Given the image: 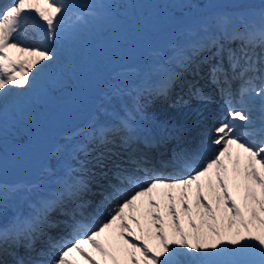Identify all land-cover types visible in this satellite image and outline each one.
I'll use <instances>...</instances> for the list:
<instances>
[{
	"label": "snow or ice",
	"instance_id": "1",
	"mask_svg": "<svg viewBox=\"0 0 264 264\" xmlns=\"http://www.w3.org/2000/svg\"><path fill=\"white\" fill-rule=\"evenodd\" d=\"M108 5L0 3V128L57 67L68 34L101 22ZM258 15L257 22L239 24L219 15L194 38L156 54L154 92L167 93L176 67L208 64L227 113L194 148L173 152L164 165L169 175L159 174L140 149L145 138L135 114L89 120L54 150L57 187L28 213L0 220V264H264V7ZM29 30L39 43L28 42ZM115 79L119 92L122 82ZM117 136L123 157H95L107 182L101 185L107 207L88 215L89 145L106 146ZM4 191L0 183V208Z\"/></svg>",
	"mask_w": 264,
	"mask_h": 264
},
{
	"label": "rangeland",
	"instance_id": "2",
	"mask_svg": "<svg viewBox=\"0 0 264 264\" xmlns=\"http://www.w3.org/2000/svg\"><path fill=\"white\" fill-rule=\"evenodd\" d=\"M177 2L106 0L109 9L105 11L109 13L101 22L83 27L84 39L78 42V49L71 53V59L63 65L69 72L65 86L71 87L72 93L63 94L60 89H49L44 84L46 93L38 94L34 102L36 107L26 116H17L18 124H26L28 128L23 135L12 136V142L0 149V179L5 189H12L11 193L16 196L22 195L25 188L40 189L35 179L45 171H51L48 163L54 156L58 142L89 120L99 119L95 114H102L100 110H103L111 82L117 73L137 74L142 71L140 73L145 76L143 85L137 78L136 89L140 85L141 89L151 88L154 79L151 80L147 74L150 56L158 52L167 53L174 46L173 43H178L181 35L195 37L203 25H211L214 18L222 14L230 16L236 24L241 19L256 22L259 11L264 7V0H192L190 4L181 5ZM113 8L118 11L110 12ZM81 28L72 32V35H76ZM90 28L93 29L91 32ZM37 40L40 42L38 37ZM131 42H134V46H131ZM149 94L146 92L142 97L143 108L148 111ZM186 99L188 101L185 103L173 106L193 104L194 99ZM27 103L26 98L22 106ZM157 105L158 116L152 117H158L161 121L159 116L164 106ZM3 127L7 132L10 131L5 124ZM8 137L6 135L3 138ZM15 143L20 147L16 148ZM97 149H91L89 158L96 154L93 153ZM89 161L92 163L91 159ZM85 168L90 170L87 164ZM3 209L2 205L0 211Z\"/></svg>",
	"mask_w": 264,
	"mask_h": 264
},
{
	"label": "bare ground",
	"instance_id": "3",
	"mask_svg": "<svg viewBox=\"0 0 264 264\" xmlns=\"http://www.w3.org/2000/svg\"><path fill=\"white\" fill-rule=\"evenodd\" d=\"M4 1L7 2L10 0H0V3H3ZM158 1H163V0H158ZM177 1H178L177 4L179 5H181L182 3L190 4V2H192V0H177ZM117 11H118L117 8H113L111 9L110 12L116 13ZM258 20L259 18L256 20V22ZM68 23L71 25L72 21H68ZM83 29L84 28L82 27L80 30H78L76 32V35H72V32H70L68 34V38L64 41L62 45L59 46V50L61 49V51H59V55H60L59 64L50 74H48L43 79L42 83L35 90L31 91L27 95L26 98L28 100V103H27L28 105L24 107L21 106L12 112H11V109L8 111V113L6 114L3 120L2 128H0V133H1L0 135L2 137L6 135H12L15 137L18 135H23V133L27 130L28 126L26 124H18L19 117L17 116H21L20 113H22L23 115H26L27 113H29V111H31L34 108V101L37 99L38 94H42V95L45 94L47 87L49 89H55V90L60 89L61 93L67 94V95L72 92L71 87L65 86L67 79H68V71L64 69L63 65L64 63H67L71 59V55H72L71 53L78 49L79 47L78 42H81L82 39H84V37L82 36ZM89 30L91 32L93 29L90 28ZM27 38H28V42L30 43H39L37 41V36H35L31 32V30H29V32L27 33ZM189 38H194V37L187 36V35H181L179 37L178 43H182L186 39H189ZM232 46L235 47L236 45L233 44ZM205 55H208V53L206 52L201 53L200 56L196 57L197 62L200 61L202 57ZM157 62L158 61L156 59V55L150 56L148 59L149 71L147 72V74L151 80L154 79L153 85L159 79V75L155 70V64ZM159 62L162 63V61H159ZM215 62H216L215 60L212 61V63H215ZM202 66L204 67L202 68ZM175 72L177 73V79L172 84V86L169 88L166 94H158L153 91L154 92L152 96L153 98L149 101L150 106H148L149 111L151 113H149L148 110H146L140 105V101L134 99L135 92L133 91H134L135 84L137 82V78L140 79L141 83H143L144 78H145L144 74L142 73L140 74V72L139 74L141 76L135 75L133 73H128V72L117 73L111 82L112 85L108 92V97L105 98V101L103 104V110H100V112L102 113L101 120L105 122H111L112 117L116 114H121L125 112H127L130 115L135 114L141 130L142 129L146 130L144 133H142V135L144 137L146 135H149L152 137L153 135L157 139L155 140L156 148L154 149L151 148L150 151H148L144 147L143 142L140 144V148L143 152H148L147 153L148 156L153 158V162L156 163L160 171H163V172L164 170H167V169H163L162 167L166 164L167 160L171 159L170 156H168V158L165 156L170 154L173 148H178V147L182 148L184 146V138L179 135L181 134L180 132H182L183 130H190V132H188L187 134L192 133L194 130H196V128H198V125L200 123L201 125L206 124L207 116L211 115L210 113L215 111V109L204 106L203 104H196L195 102L193 104H187L184 106H172L173 101L176 99H178V102H176L175 104L185 103L186 101H188L186 99L187 97L188 99H191V95H193L196 89H199V91H202L203 89V92L201 94L209 95L210 92L207 90L211 88V84L213 86V83L210 81L209 76H208V64L198 63V64H194L190 66L189 68L176 67ZM116 77H119V80L122 82V87L119 92L113 91L114 85L117 83L115 79ZM146 83L148 82L146 81ZM44 84L47 87H45ZM153 85L151 87L152 90H153ZM37 89H39V92L38 91L35 92ZM160 100L164 102L163 104H166L168 106L163 107L162 108L163 110L161 109L163 113L160 112L161 116L159 117H161L160 119L162 123L164 124L168 123L169 126L168 125L165 126L163 124L164 127L162 125L161 127H158L157 124L154 123L150 119L151 115L158 116L157 114L159 113L158 112L159 110L157 108L158 106L157 104H161ZM23 105H25V103ZM157 119L159 118L157 117ZM157 123L160 124V122H157ZM4 124L6 127L9 128L10 130L9 132H7L8 130L3 127ZM151 125L154 127V129L151 128ZM204 129L206 128H201V130H204ZM195 133H192L191 136L194 135ZM170 135L172 136L169 139ZM159 137H162V139L160 140ZM164 139H167L168 141L166 142V140ZM10 142H11V138L9 137L3 138V139L0 138V149H4V147L8 146ZM62 143H64V139L60 140L58 142V145ZM91 147L92 146H89V148ZM98 148H100L98 151V155L104 152L103 150H106L104 154L112 155L111 158L117 157V155H115V152L120 153L121 151L120 149H122L118 136L114 138L113 143L108 144L106 146H98ZM122 154L125 155V153H122ZM50 163H51L52 169L56 168V161L53 158L50 161ZM87 173L88 172L86 170L84 179L86 181L87 180L89 181L92 175L87 179V176H89V175H86ZM58 174H59V171L57 170L54 176ZM98 174H97V178H94L95 179V181L93 182L94 186L92 185V187H90L91 184L88 183L91 191L88 193L87 199H88V202L91 208H92L93 202L95 201L98 202L99 200V198L96 199L97 197L96 194L102 192L101 185L107 183L106 181L101 179ZM54 176L51 172L45 171L43 174L39 176V179L37 178V180L40 183V189H43V191H42L41 196H38L37 194L36 198L30 197L33 199L30 203L25 201V198L28 195L27 193L29 192V195L32 196V195H35L36 192H38V190L40 191V189L38 190L36 188L26 189L24 194L20 195L19 197L17 196L13 197L12 195H10L9 190H5L4 195H3L2 204L3 203L6 204L5 209H7V211L6 213L0 212V215L4 218V219L0 218V220L6 223L5 220H8L9 222L14 216L20 215L22 213H28L32 209L31 208L32 203H34L33 207H35L36 202L38 200H40L43 197H46L50 192L53 191V190H50L51 188L49 187L50 185L54 184L52 186L54 188L57 187V183L53 181ZM8 198H9V202H8ZM106 207L107 206L105 204L104 206H102L103 209ZM86 214L90 215L91 212L86 213ZM50 215L53 218V222H55V218L59 215V213L53 211ZM5 216L7 218H5ZM52 231L56 232L57 229L54 228ZM5 258L7 259L8 257H5Z\"/></svg>",
	"mask_w": 264,
	"mask_h": 264
}]
</instances>
